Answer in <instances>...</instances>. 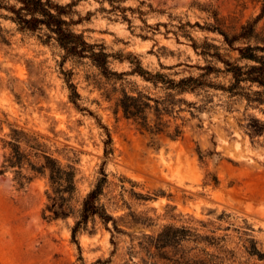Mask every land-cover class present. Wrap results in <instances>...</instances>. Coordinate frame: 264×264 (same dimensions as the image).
Segmentation results:
<instances>
[{
    "label": "rangeland",
    "instance_id": "rangeland-1",
    "mask_svg": "<svg viewBox=\"0 0 264 264\" xmlns=\"http://www.w3.org/2000/svg\"><path fill=\"white\" fill-rule=\"evenodd\" d=\"M52 1L74 5L72 30L102 45L111 72L124 75L107 79L87 59L63 63L53 42L18 31L0 9V264H264V134L251 139L246 132L251 118L264 122V106L219 88L169 97L132 74L137 62L176 81L198 77L205 66L222 70L203 55L215 52L207 44L237 62L241 44L229 48L214 28L230 35L260 17L256 29L264 30V0ZM205 80L228 86L230 77ZM123 90L171 100L174 113L165 120L182 137L140 132L116 108ZM12 130L36 136L62 165L75 166L76 209L103 168L101 202L120 232L97 222L75 243L74 218L44 219L47 181L37 177L19 188L13 171L1 168Z\"/></svg>",
    "mask_w": 264,
    "mask_h": 264
},
{
    "label": "trees",
    "instance_id": "trees-1",
    "mask_svg": "<svg viewBox=\"0 0 264 264\" xmlns=\"http://www.w3.org/2000/svg\"><path fill=\"white\" fill-rule=\"evenodd\" d=\"M10 1L14 4H10ZM73 6L72 3L64 6L58 5L52 0H0V9L10 13V16L5 18L10 20L20 32L37 34L38 39L45 44L53 42L63 52V63L68 59L76 62L87 59L105 78L122 77L124 74H116L109 69L108 60L111 56L106 53L102 45L89 44L81 34L72 30L74 23L69 19V10ZM263 15L264 3L261 9V16ZM259 18L246 23L240 27L238 32L230 35L220 28H214L229 48L236 43L241 44V47L235 50L238 52L237 62H245L244 65L224 60L218 52V47L207 44V47L215 52L211 54L208 49H205L203 55L221 62L224 65L222 70L205 66L202 69L204 72L198 77L189 76L176 81L159 72L151 74L143 70L137 62L132 74H137L154 87L167 91L169 97L171 92L177 96L195 93L204 88H219L231 96L244 97L249 105L264 106V30L256 29ZM211 73H222L229 76L228 86H215L206 82L205 78ZM64 75L68 76L70 73ZM65 81L70 91L69 100L77 107L79 95L76 87L68 78ZM176 102L183 101L177 100ZM174 105L169 99L154 100L141 92L133 95L124 90L121 91V96L116 102V108L120 110L123 118L132 121L140 132L152 137L164 135L170 140H177L183 135L179 126H175L170 131V121L165 120V117H172ZM173 119L176 118L173 117ZM246 132L251 139L263 135L264 122L251 118L246 126ZM104 145V156L107 158L112 154L109 134H107ZM3 148L6 152L1 168L13 171L14 181L19 188H24L37 177L47 181V205L43 211V217L47 220L74 218L71 236L75 243L77 235L92 234L97 222L107 229L108 224L111 223L113 229L117 233L120 232L115 218L101 202L108 183L107 174L103 168L100 170V177L95 185L82 198L76 209L74 205L77 196L76 168L73 164L62 165L45 150V146L38 141L36 136L21 130H12L9 140L3 142ZM163 237L168 236L162 235ZM174 243L178 242L174 241ZM211 261L193 258L187 260L185 264H218Z\"/></svg>",
    "mask_w": 264,
    "mask_h": 264
}]
</instances>
